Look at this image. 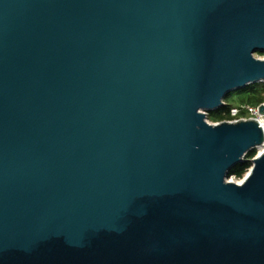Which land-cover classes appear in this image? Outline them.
Here are the masks:
<instances>
[{"label":"water","instance_id":"water-1","mask_svg":"<svg viewBox=\"0 0 264 264\" xmlns=\"http://www.w3.org/2000/svg\"><path fill=\"white\" fill-rule=\"evenodd\" d=\"M256 52L264 0H0V264H264Z\"/></svg>","mask_w":264,"mask_h":264},{"label":"trees","instance_id":"trees-1","mask_svg":"<svg viewBox=\"0 0 264 264\" xmlns=\"http://www.w3.org/2000/svg\"><path fill=\"white\" fill-rule=\"evenodd\" d=\"M264 92V83H255L252 85H248L243 89H239L235 91V94L238 97L239 104L247 103L250 105H258L262 103L264 98L262 94ZM230 93L226 95L223 99L224 105L219 109L207 112V119L212 122H220L224 120H228L230 117L228 115V109L231 107L228 104V98ZM255 155V150H251L246 154V157L243 162L235 165L230 171L228 176H233L235 178H242L248 168L251 166L250 159Z\"/></svg>","mask_w":264,"mask_h":264},{"label":"built area","instance_id":"built-area-1","mask_svg":"<svg viewBox=\"0 0 264 264\" xmlns=\"http://www.w3.org/2000/svg\"><path fill=\"white\" fill-rule=\"evenodd\" d=\"M228 115L231 121H236L238 119H255L260 125L264 122V118L258 112V107L247 103H240L237 106H231L228 109Z\"/></svg>","mask_w":264,"mask_h":264},{"label":"rangeland","instance_id":"rangeland-1","mask_svg":"<svg viewBox=\"0 0 264 264\" xmlns=\"http://www.w3.org/2000/svg\"><path fill=\"white\" fill-rule=\"evenodd\" d=\"M254 56L256 57V58H263L264 57V54H260V53H254ZM262 97L264 98V92H263V94H262ZM264 100V99H263ZM228 104H230L231 106H237V105H239V100H238V97H237V95L235 94V91H232L231 93H230V96H229V98H228ZM208 120V119H207ZM209 121V120H208ZM210 123H215V122H212V121H209ZM259 147L258 148H256L255 149V155L259 152ZM254 155V156H255ZM253 156V157H254ZM244 158H247L246 156L244 157ZM247 172V171H246ZM246 172H245V174H246ZM244 174V175H245ZM244 175H243V177H244ZM242 177V178H243ZM242 178H240V179H238V178H235V177H233V176H227V180H231V181H234V182H239Z\"/></svg>","mask_w":264,"mask_h":264},{"label":"flooded vegetation","instance_id":"flooded-vegetation-1","mask_svg":"<svg viewBox=\"0 0 264 264\" xmlns=\"http://www.w3.org/2000/svg\"><path fill=\"white\" fill-rule=\"evenodd\" d=\"M256 53H259V52H256ZM260 54H264V53H260ZM262 103H264V101L262 102ZM261 104V103H260ZM260 104H258V105H255V106H259ZM254 106V105H253ZM259 112V111H258ZM247 119H250V118H247ZM238 120H244V119H238ZM224 121H229V122H233V121H231V119L229 118L228 120H224ZM237 121V120H236ZM221 122V121H220ZM255 150V149H254ZM259 153V152H258ZM249 169V168H248ZM248 171V170H247Z\"/></svg>","mask_w":264,"mask_h":264},{"label":"bare ground","instance_id":"bare-ground-1","mask_svg":"<svg viewBox=\"0 0 264 264\" xmlns=\"http://www.w3.org/2000/svg\"><path fill=\"white\" fill-rule=\"evenodd\" d=\"M263 125H264V122H262V126H263ZM259 149H260L259 152H261V151L264 149V145L260 146ZM239 182H240V181H239Z\"/></svg>","mask_w":264,"mask_h":264}]
</instances>
